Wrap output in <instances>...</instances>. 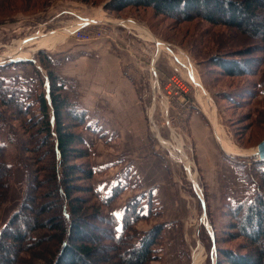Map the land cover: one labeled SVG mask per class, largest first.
<instances>
[{
    "label": "rangeland",
    "instance_id": "1",
    "mask_svg": "<svg viewBox=\"0 0 264 264\" xmlns=\"http://www.w3.org/2000/svg\"><path fill=\"white\" fill-rule=\"evenodd\" d=\"M108 1L0 0V79L6 83L15 78L23 83L30 81L29 88L31 90L36 93L46 92V73L39 66L37 53L43 51L50 57L49 51L46 48L39 49L29 59L13 60L14 57L7 53L13 51L16 42L35 33H38L35 37L42 38L44 35L57 31L64 33L63 40H67L68 43L97 42L96 44H102L104 48L102 51L112 53L113 48L108 44L116 39V30L119 29L117 26L122 24V26L120 25L122 30H126V34L130 36V40L123 38L127 52H124L122 56L129 63L125 67L132 69L133 64L136 63L143 70L137 85L139 91L144 94L143 101L146 107V119L149 123V135L153 139L155 150L171 166L175 172L176 180H179L181 184L180 197L187 210L183 221L184 247L189 262L192 264L195 262L215 264L214 249L207 251L212 244L210 238L207 243L203 241L204 244L193 243L192 236H199L202 229L199 227L198 232L194 230V225L200 222L203 216L202 223L207 227L210 225L209 232L215 233L223 243V226L229 220L223 216L226 210L225 204L227 201L240 200L242 196L245 199L249 193H254L257 190V180L252 169L258 168L259 160L250 150L256 148L257 144L264 139V91L262 90L264 88V43L260 37L256 38L223 25H210L204 20L194 19L189 22H181L166 15H156L151 8L129 7L115 13L105 9L104 6ZM76 13L95 17L94 20L97 22L93 28V37L97 31H102V36L92 38L88 42L74 40L70 32L65 29L75 25L68 26L63 21L72 19ZM128 23H135L138 28ZM146 31L162 43V48L148 38ZM24 45L19 47V51L26 52L36 46L27 43ZM247 47L253 48L254 52L245 57L254 58L256 61L252 72L248 75L228 77L222 74L218 67L211 64L215 56L241 51ZM30 60L33 63H28ZM153 71L156 77L151 75ZM195 79L199 81L200 86L196 85ZM32 110L35 112V106L32 107ZM211 111L214 112L215 122L222 130L224 137L233 146L249 152L245 156L233 155L216 143L221 158L227 162V168L230 172L234 168L240 178H231V173L222 179L218 176V182L220 180L223 184V189L220 190L221 193L218 192L217 197L207 190L206 180H210L211 177L206 173H209L210 170L203 167L204 160L199 156L200 151L193 134L194 130L197 131L196 128L194 129L196 121L192 120L193 116L191 117V114H197L198 120L204 122L208 127H214L210 118ZM28 131L29 129L23 128L19 121L4 123L0 128V143L6 144V158L13 165L9 201L3 205L5 210L13 208L11 213L19 205L25 185V170L22 166L18 146L19 133L25 140H28L30 136ZM216 131L220 133L217 129ZM160 139L168 142V147L163 145ZM176 142L181 144V153L174 150V147L177 146ZM182 155H185L189 162L190 169L188 171L183 166L184 163L181 162L183 161ZM90 160L92 161V156ZM208 162L205 160L206 164ZM219 165L221 166L222 163ZM261 168L264 169V165H261ZM216 169L220 168L216 166ZM192 173L195 174V186L190 179ZM195 193L200 194L199 197L206 201L207 205L209 204V213L206 210L199 211L196 206H192L193 198H197ZM78 196L83 197L81 193ZM84 197L86 196L84 195ZM198 201L199 198H197V203ZM123 203L121 199L119 202L116 201L113 206V212L118 218L121 216ZM160 220L158 216H153L152 219L139 221L136 224L139 236ZM91 223L95 224V222L89 221V225ZM166 232L164 236H166ZM222 243L218 246H221ZM160 246L156 249L158 259L152 261L151 264H160ZM224 246L226 249L244 250L243 240L238 237L225 243Z\"/></svg>",
    "mask_w": 264,
    "mask_h": 264
},
{
    "label": "trees",
    "instance_id": "2",
    "mask_svg": "<svg viewBox=\"0 0 264 264\" xmlns=\"http://www.w3.org/2000/svg\"><path fill=\"white\" fill-rule=\"evenodd\" d=\"M104 7L115 13L151 8L181 22L200 19L264 43V0H109ZM253 52L251 47L229 52L215 56L211 64L228 77L248 75L256 61L245 56ZM37 61L46 73V92L31 90L30 81L0 79V128L19 121L30 135L25 140L19 133L25 185L19 205L0 229V264H151L158 259L156 249L167 223L160 220L139 236L136 224L152 218L148 211L142 214L143 194L126 199L120 218L114 214L125 185L117 184L107 195L95 186L87 140L95 130L78 103L74 83L58 75L43 51ZM6 149L0 143V208L9 201L13 176ZM257 165L252 169L256 192L225 204L223 216L229 220L223 226V243L213 233L210 245L215 264H264V162ZM237 237L243 240V251L224 248Z\"/></svg>",
    "mask_w": 264,
    "mask_h": 264
},
{
    "label": "crops",
    "instance_id": "3",
    "mask_svg": "<svg viewBox=\"0 0 264 264\" xmlns=\"http://www.w3.org/2000/svg\"><path fill=\"white\" fill-rule=\"evenodd\" d=\"M63 15L67 16L65 13ZM92 18L95 17L76 13L72 19H65L63 23L70 26ZM128 24L137 27L135 23ZM120 25L117 26L120 30H116V39L112 43H107L113 48L112 53L102 51L104 50L102 44H96L97 42L71 44L67 40L57 42L46 49L54 61L58 75L74 83L78 103L87 112V122H90L95 130L94 134L87 137L91 146L95 186L103 194H108L117 184L125 185L118 202L121 199L125 202L131 195L143 194L142 214L148 211L152 218L158 216L167 223L166 236L159 248L160 264H192L184 247L183 221L187 210L180 197L181 184L176 180L171 166L155 150L153 139L149 135L144 94L139 91L137 85L143 70L136 63L133 64L132 69L125 67L129 63L122 56L127 52L123 38L130 40V36ZM153 41L157 44L156 40ZM141 44L139 45L142 47ZM192 116V120L196 121L194 129L196 128L197 131L194 130L193 134L200 151L199 156L204 160L203 167L210 170L206 173L211 177L210 180H206L207 190L217 197L218 192L221 193L220 190L223 189V184L220 180V183L218 182V176L222 179L231 173V178L240 179L239 173L234 168L230 172L227 162L221 158L216 148V143L222 147L219 139L221 134L215 127H208L198 120L197 114H191ZM162 144L165 145V141H162ZM176 148L174 147L175 151H181L179 142ZM205 160L209 162L206 164ZM216 166L220 169L217 170ZM200 167L202 168L201 164ZM199 195L196 194L199 198L198 203L197 198L194 197L192 206H196L199 211L206 210L209 213V204L207 205ZM243 200L242 196L240 200L227 202L236 204ZM122 205L124 206V203ZM3 207L2 211L0 210V227L7 221L13 209L5 210V206ZM122 209L123 207L120 213ZM145 220L147 219L141 221ZM199 227L202 228L200 232ZM211 227L213 228V225ZM194 230L199 232V236H192L193 243L204 244L203 241L207 243L211 237L214 238L213 232H211L212 236H209L210 225L207 227L201 221L194 225ZM203 234L206 236H200ZM212 247L207 251L209 249L211 251Z\"/></svg>",
    "mask_w": 264,
    "mask_h": 264
},
{
    "label": "bare ground",
    "instance_id": "4",
    "mask_svg": "<svg viewBox=\"0 0 264 264\" xmlns=\"http://www.w3.org/2000/svg\"><path fill=\"white\" fill-rule=\"evenodd\" d=\"M110 21V20H109ZM133 27H136L134 25H132ZM138 28V27H136ZM143 28V27H142ZM145 28V27H144ZM65 32V31H64ZM147 36L150 40H156L152 37L151 34H149L147 31ZM141 36V35H140ZM65 38L64 36V33H61V32H57V31H54V32H51L50 34L48 35H44L42 38H38V37H35V36H29L27 38H24V39H21L19 40L18 42H16V47L13 49V51H10L9 53H7L8 55H12L14 58L13 60H17V59H29L31 58V56L39 49H45V48H50L52 47L55 43L57 42H60L62 41L63 39ZM157 44H158V47L162 48V43L160 41H157ZM28 44V45H36L34 48L32 47L31 49H29V51H26V52H21L19 51V47H21L22 45L24 44ZM25 46V45H24ZM195 82H196V85L197 86H200V83L197 79H195ZM209 116V115H207ZM210 118L213 122V125L214 127L220 132L221 136H220V142L222 143V147L223 149L228 152V153H231L233 155H240V156H245L247 154H249L248 150H243V149H240V148H237L235 146H233L223 135V132L222 130L220 129V127L216 124L215 122V118H214V112L211 111L210 113ZM163 140L160 139V142L162 143ZM177 146H178V142H176ZM165 145L167 146L168 145V142H165ZM175 146V148L177 147ZM181 146V144H180ZM168 147V146H167ZM174 147V146H173ZM177 149V148H176ZM181 150V149H180ZM179 150V151H180ZM251 153H254L256 151V148H253L250 150ZM181 153V151L179 152ZM179 156V155H178ZM182 160L181 162L184 163V167L185 169H187V171L190 169V165H189V162L186 158L185 155H182L181 156ZM174 159V158H173ZM179 159V158H178ZM191 162V161H190ZM195 174L192 173V176L190 177V179L192 180L194 186H195Z\"/></svg>",
    "mask_w": 264,
    "mask_h": 264
},
{
    "label": "built area",
    "instance_id": "5",
    "mask_svg": "<svg viewBox=\"0 0 264 264\" xmlns=\"http://www.w3.org/2000/svg\"><path fill=\"white\" fill-rule=\"evenodd\" d=\"M96 22L97 21L94 19H86L83 22H77L76 24H74L75 26H71V27L66 28L65 31L70 32V35H72V38L76 41L88 42L92 38H99L102 36V31H97V32H95V37H93L92 33H93V28H94V25ZM35 35H38V33H35L32 36H35ZM152 74L154 77H156V74L154 71H153V73H151V75ZM154 128H155V126H154ZM200 221L201 222L204 221L203 216H202Z\"/></svg>",
    "mask_w": 264,
    "mask_h": 264
},
{
    "label": "water",
    "instance_id": "6",
    "mask_svg": "<svg viewBox=\"0 0 264 264\" xmlns=\"http://www.w3.org/2000/svg\"><path fill=\"white\" fill-rule=\"evenodd\" d=\"M253 155L256 156L259 161L264 162V139L261 140L257 144L256 151L253 153ZM211 239H212V246H213L214 241H213V238L212 237H211Z\"/></svg>",
    "mask_w": 264,
    "mask_h": 264
}]
</instances>
